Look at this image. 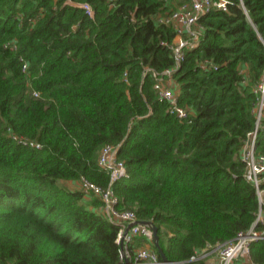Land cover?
Returning <instances> with one entry per match:
<instances>
[{
  "label": "trees",
  "instance_id": "trees-1",
  "mask_svg": "<svg viewBox=\"0 0 264 264\" xmlns=\"http://www.w3.org/2000/svg\"><path fill=\"white\" fill-rule=\"evenodd\" d=\"M187 2L0 0V264L120 263L102 201L66 185L109 184L105 145L127 171L111 184L117 208L153 222L169 262L204 264L187 259L250 227L258 203L239 150L264 71V0L200 17L198 44L173 73L189 111L179 119L146 69L173 65L175 32L157 18ZM250 251L264 263V240Z\"/></svg>",
  "mask_w": 264,
  "mask_h": 264
},
{
  "label": "built area",
  "instance_id": "built-area-1",
  "mask_svg": "<svg viewBox=\"0 0 264 264\" xmlns=\"http://www.w3.org/2000/svg\"><path fill=\"white\" fill-rule=\"evenodd\" d=\"M228 0H190L177 6L174 10L167 12L157 18L159 23L173 28L175 36L170 45L173 57V65L162 71L147 68L150 72L158 98L168 104L169 111L179 119L189 116V111L177 104V88L173 73L177 70L184 59L185 50L195 47L203 31L199 23L202 15L212 8L227 10ZM89 15L93 11L88 4L81 5ZM15 49V46H11ZM206 68V64L202 65ZM22 70H26V63L22 64ZM35 96L37 92H33ZM255 102L252 108L254 115V126L247 133L241 148L239 158L244 164L243 178L250 183L255 191L258 209L250 227L239 231L231 240L223 243L206 244L196 248L189 262L203 261L204 264H259L251 257L250 245L253 242L264 240V154L257 151V136L264 128V71L261 81L254 88ZM31 146L39 148L40 145L34 141H24ZM118 146L105 145L98 154V165L109 174V184L105 187L97 185L85 177L78 181L77 189L85 195L93 194L102 201V212L118 227L116 242L122 244L120 250L119 264H165L161 261L158 252L152 248L153 232L146 224H141L134 211L120 210L117 208L118 198L114 194L111 184L123 177H127L126 167L123 161L117 158ZM127 232H125L126 228ZM136 238H142L144 244L135 246ZM126 259L128 261H126ZM242 263H239V261ZM264 264V263H262Z\"/></svg>",
  "mask_w": 264,
  "mask_h": 264
},
{
  "label": "water",
  "instance_id": "water-1",
  "mask_svg": "<svg viewBox=\"0 0 264 264\" xmlns=\"http://www.w3.org/2000/svg\"><path fill=\"white\" fill-rule=\"evenodd\" d=\"M138 222L141 223V224H146V225H148V226L151 228V230H152V232H153V236H152L153 245H154L155 248L157 249V252H158V254H159V256H160L161 261H162L163 263H165V264H173V263H171V262H169V261L167 260L166 256L164 255V253H163V251H162V248H161L160 245H159V239H158V235H157V228H156V226L153 224V222H151V221H140V220H139ZM130 226H131V224L126 228V230H125L124 233L127 232L128 228H129ZM119 246H120V250L122 251V244L120 243ZM126 261H128V260L126 259Z\"/></svg>",
  "mask_w": 264,
  "mask_h": 264
},
{
  "label": "crops",
  "instance_id": "crops-1",
  "mask_svg": "<svg viewBox=\"0 0 264 264\" xmlns=\"http://www.w3.org/2000/svg\"><path fill=\"white\" fill-rule=\"evenodd\" d=\"M66 184H67V186H69L70 188L72 187V189H76L75 181H67Z\"/></svg>",
  "mask_w": 264,
  "mask_h": 264
},
{
  "label": "rangeland",
  "instance_id": "rangeland-1",
  "mask_svg": "<svg viewBox=\"0 0 264 264\" xmlns=\"http://www.w3.org/2000/svg\"><path fill=\"white\" fill-rule=\"evenodd\" d=\"M175 88H177V86H176ZM78 181H79V180H78ZM78 181H75L76 189H77V186H78ZM66 185H67V184H66ZM68 188H70V187L68 186ZM71 189H72V187H71ZM239 263H242V261L240 260Z\"/></svg>",
  "mask_w": 264,
  "mask_h": 264
}]
</instances>
